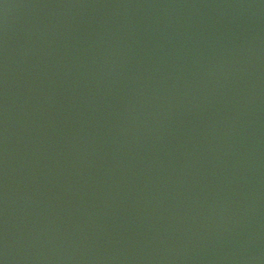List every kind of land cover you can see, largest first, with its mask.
I'll use <instances>...</instances> for the list:
<instances>
[{
  "label": "water",
  "instance_id": "1",
  "mask_svg": "<svg viewBox=\"0 0 264 264\" xmlns=\"http://www.w3.org/2000/svg\"><path fill=\"white\" fill-rule=\"evenodd\" d=\"M0 264H264V0H0Z\"/></svg>",
  "mask_w": 264,
  "mask_h": 264
}]
</instances>
